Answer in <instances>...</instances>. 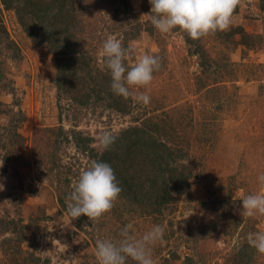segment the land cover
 Listing matches in <instances>:
<instances>
[{"label":"rangeland","instance_id":"1","mask_svg":"<svg viewBox=\"0 0 264 264\" xmlns=\"http://www.w3.org/2000/svg\"><path fill=\"white\" fill-rule=\"evenodd\" d=\"M245 1L241 0L240 7L247 8ZM128 2L130 11L121 0H77L73 31L79 27L75 39L91 66L99 69L104 40L115 36L123 43L124 30L130 27L122 22L124 16L116 15V8L126 10L132 26L139 25V33L129 39V46H135L137 55H158L160 69L153 73L147 88L138 89L150 95V103L132 100L131 114L106 107L108 97L86 108L61 95L55 83V56L46 44L28 35L13 11L0 8L8 39L18 49V56L11 57L13 51L0 47V62L10 69L14 80L10 85L15 88L14 93L2 91L0 100L13 108L24 137L14 149L17 161L5 164L3 160L0 168V184L4 185L0 218H14L28 226L26 241L17 244L15 236L4 232L0 224V264H97L95 241H117L125 226L112 213L116 208L124 214L122 220L128 215L126 225H133L131 231L137 237L154 225L164 226L163 240L152 250L155 264H165V258L168 264H186L188 256L194 264H241L238 253L242 244H248V234L264 231V217L241 216L242 202L236 199L246 194L245 189L249 194L264 191L257 179L264 173V31L257 33L264 30V16L252 15L246 21V27L253 30L251 50L239 43L240 35L230 47L220 43L215 33L199 39L200 47H206L214 60L228 56L205 81L208 74L203 73L201 54L194 51L197 44L189 43V37L178 29L167 35L155 30L149 20V0ZM250 2L254 0H249V6ZM239 20L233 15L231 26L240 24ZM133 63L135 59H130L127 65ZM135 118L138 123L152 118L167 129L172 125L179 134L176 140L187 145L185 161L192 166L193 176L183 192L176 193V207L162 215L141 208H130L126 213L128 198L124 195L96 222L84 215L72 220L67 211L72 182L95 159L77 149L72 135L71 140H62L55 147L58 126L93 137L92 146L98 150L97 135L103 131L117 135L134 124ZM5 122L0 119L1 124ZM2 155L0 150V161ZM122 166V162L117 165ZM208 200L219 201L215 209L203 207ZM248 246L247 250L255 251L251 264H264V254ZM30 252L39 256V261H31ZM128 264L135 262L129 259Z\"/></svg>","mask_w":264,"mask_h":264},{"label":"trees","instance_id":"2","mask_svg":"<svg viewBox=\"0 0 264 264\" xmlns=\"http://www.w3.org/2000/svg\"><path fill=\"white\" fill-rule=\"evenodd\" d=\"M121 3L124 4L125 9L130 11L128 0H121ZM76 6L77 0H0V8L13 11L28 35L36 42L46 44L49 52L55 56L57 62L55 83L61 95L67 96L73 104L86 108L93 107L97 101H102L103 98L108 97L106 107L120 114H131L133 112L132 99H124L114 95L110 90L111 78L108 71L91 66L90 58L79 47V41L75 39L79 27L76 32L73 31L77 19V15L74 13ZM239 8L240 5L234 13H237ZM115 12L117 16H124L122 22L130 25L124 30L123 35L122 45L127 48L129 47V39L135 38L136 34L139 33V25L134 24L132 26V23L125 16L126 10L121 11L117 7ZM215 34L219 42L226 44L227 47H230L236 35H240L239 43L245 44L250 49L254 48L253 41H249L253 34L241 24L232 25L229 30L217 31ZM187 41L197 44L194 51L201 54L200 64L203 73L208 74L204 77L205 81L210 78L209 73H215L222 63L227 62L228 56L226 54H223L221 59L214 60L211 58L207 54L206 47H200L199 39L192 41V39L187 38ZM0 47L6 49L7 52L13 51L14 55L12 54L11 57L18 56V49H16L14 42L8 39L1 10ZM9 72L10 69H7L5 62H0V96L2 91L6 93H14L15 91L14 86L10 85V83H14V80ZM15 117L17 116L13 108L0 100V119L7 120L5 123H0V150L3 151L2 160L5 164L17 161L18 155L14 149L24 140L19 132L18 121ZM136 121L135 118L134 124L120 130V133L116 135L115 144L107 151L96 150L92 146L93 137L85 136L81 131L76 130L69 133L62 126H58V136L54 140L56 142L55 147H59L62 140H71L69 136L72 135L78 150L89 153V157L95 159L94 161L109 163L115 171L119 186L122 188L119 197L125 195L128 198L125 202L126 213L130 212V208H141L148 210L151 214L156 213L158 215H162L165 210L172 212L176 207L174 206L176 193H182L193 176L192 166L185 161V156L188 155L185 150L187 145L183 141L176 140L179 138V134L172 125L167 129L163 123L152 118L141 123ZM60 136H62L61 139H59ZM181 159L184 162L181 163ZM50 161L52 164L54 163L53 165L57 164L52 158ZM119 162H122L121 168L117 167ZM67 181L69 180L67 179ZM245 190L247 191L245 195L249 194L248 190ZM59 200L63 202L61 198ZM226 200H220V202L225 203ZM218 202V200H208L204 202L203 207L215 209ZM142 210L141 212H143ZM112 211L126 225L128 215L124 221L122 220L124 214L121 210L119 212L116 208ZM0 224L3 226L4 232L10 231L15 236L17 244L26 241L27 225L19 224L18 220L14 218H0ZM6 240H10V238ZM248 247V244L245 243L240 248L237 261L241 264H251L254 260L255 251L247 250ZM28 257L34 263L40 259L33 252H30ZM177 258L179 257L177 256ZM168 260L165 258L164 263L168 264ZM185 263L194 264L192 256H188ZM84 264L88 263L85 262Z\"/></svg>","mask_w":264,"mask_h":264},{"label":"clouds","instance_id":"3","mask_svg":"<svg viewBox=\"0 0 264 264\" xmlns=\"http://www.w3.org/2000/svg\"><path fill=\"white\" fill-rule=\"evenodd\" d=\"M151 5L149 20L155 30L167 35L173 30L185 33L197 40L217 31L229 30L233 15L241 0H149ZM101 68L110 74V90L116 96L132 99L137 104L148 105L150 95L138 91L147 88L153 73L160 69V58L156 54H136L135 46L125 48L115 36L107 37L100 50ZM135 59L127 65L126 61ZM96 146L101 152L112 148L117 139L111 131H103L95 137ZM3 160L0 161V168ZM264 187V173L258 176ZM4 185L0 184V190ZM122 188L112 166L104 161H92L77 179L72 182L68 196V215L73 219L87 216L91 222L98 221L111 211ZM242 202L239 209L243 217H264V191L241 194L236 197ZM132 224L121 228L119 239H97L95 256L97 264H155L153 247L163 240L165 228L154 225L140 237L132 234ZM248 244L260 254H264V231L249 233Z\"/></svg>","mask_w":264,"mask_h":264},{"label":"crops","instance_id":"4","mask_svg":"<svg viewBox=\"0 0 264 264\" xmlns=\"http://www.w3.org/2000/svg\"><path fill=\"white\" fill-rule=\"evenodd\" d=\"M244 2H246L245 0H243ZM248 2V4H247V8L246 7H244V6H242V7H240L239 8V11L237 12V13H234V15L236 16V17H239V21L238 22H240V24L242 25V26H244L245 27V29L248 31V32H251V31H253L252 30V28L250 29V27H249V29L246 27V21H248V19H249V17L250 16H259V15H263L264 16V1L262 0H258V1H256V0H254V3H251L250 2V6H249V0H247ZM251 1V0H250ZM253 1V0H252ZM263 2V3H262ZM255 8H257L258 9V12H256V10H255ZM243 9H246V14L244 15L243 14ZM253 9V10H252ZM244 18H247V20H244ZM264 30H258L257 31V33H262ZM251 50V49H250Z\"/></svg>","mask_w":264,"mask_h":264}]
</instances>
